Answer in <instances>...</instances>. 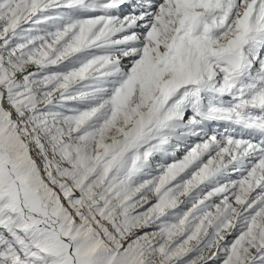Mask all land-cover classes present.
Segmentation results:
<instances>
[{
    "label": "snow or ice",
    "instance_id": "6c2138e0",
    "mask_svg": "<svg viewBox=\"0 0 264 264\" xmlns=\"http://www.w3.org/2000/svg\"><path fill=\"white\" fill-rule=\"evenodd\" d=\"M0 264H264V0H0Z\"/></svg>",
    "mask_w": 264,
    "mask_h": 264
}]
</instances>
